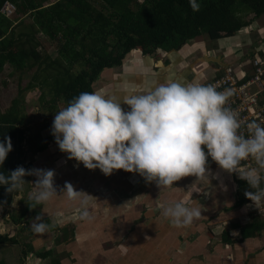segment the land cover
<instances>
[{
  "label": "clouds",
  "instance_id": "1",
  "mask_svg": "<svg viewBox=\"0 0 264 264\" xmlns=\"http://www.w3.org/2000/svg\"><path fill=\"white\" fill-rule=\"evenodd\" d=\"M189 5L194 12L200 10L197 0H189ZM232 94L230 89L218 91L212 85L178 80L144 93L81 92L55 113L51 131L60 151L86 169H99L105 176L118 170L138 173L160 189L188 176L206 178L211 157L221 169L237 173L247 182L253 191L244 195L260 210L264 206L260 171L264 170V126L252 121L246 126L247 135L242 133L238 115L227 106ZM11 151V139L5 136L0 141V164ZM249 158L258 168L240 170V163ZM30 175L37 177L31 183L34 189L28 204L35 209L57 195L54 170L18 166L8 176L0 173V185L11 195L23 191L28 183L24 178ZM61 193L69 200H80L82 218H90L87 206L92 196L77 191L69 182ZM202 211L189 202L177 201L162 206L161 215L174 227L183 228L200 219ZM30 227L42 235L53 225L38 213Z\"/></svg>",
  "mask_w": 264,
  "mask_h": 264
},
{
  "label": "trees",
  "instance_id": "2",
  "mask_svg": "<svg viewBox=\"0 0 264 264\" xmlns=\"http://www.w3.org/2000/svg\"><path fill=\"white\" fill-rule=\"evenodd\" d=\"M6 1L16 6L18 14L31 18V22L29 25L23 20L13 22L14 19L7 20L0 15L3 18L0 20V70L5 64L18 71L34 67L39 70L45 64L48 71L56 66V74L43 81L47 84L52 78L59 84L51 90L52 100L45 101V92L40 90L44 109L53 108L59 101L68 105L81 92H93L101 73L121 66L134 50L150 55L159 49L177 51L188 41L204 35L212 41L233 37L264 15V0H197L198 12L191 9L189 0H97L100 7L90 0H55L48 6L45 2L49 0H0V8ZM19 28L30 32L17 34ZM38 33L55 43L57 58L44 59L43 52L37 50ZM72 70H76V74H72ZM62 75L65 79L60 80ZM18 106L16 101L13 113L0 118V141L8 136L12 142V151L3 165L0 164V173L5 176L18 166L35 169L34 163L27 161V154L39 153L47 147L44 143L32 148ZM24 179L29 183L35 176ZM234 182L237 186L235 203L229 210L251 203L244 195L245 191H253L247 182L239 179L238 174L234 175ZM5 187L0 185V206L3 207L10 206L18 193L7 194ZM261 187L264 188V179ZM233 226L241 229L244 240L258 237L264 230V217H252L243 226ZM223 238L230 241L227 232L223 233ZM7 240V236L0 234V244ZM39 255L52 256V251ZM57 259L52 260V264H60Z\"/></svg>",
  "mask_w": 264,
  "mask_h": 264
},
{
  "label": "rangeland",
  "instance_id": "3",
  "mask_svg": "<svg viewBox=\"0 0 264 264\" xmlns=\"http://www.w3.org/2000/svg\"><path fill=\"white\" fill-rule=\"evenodd\" d=\"M55 2V0H49L45 3V6H48L49 4ZM92 4H94L96 7H100V3L97 2V0H90ZM17 15L18 18H21L22 15L20 14H13V16ZM250 14L246 16V19L248 18ZM25 21V24L29 25L31 22V18L27 16L22 17ZM255 25V26H254ZM17 34H23L28 33L30 30H25L23 28L17 29ZM24 40L26 38H23ZM36 41L38 42L37 50L40 52H43L44 59H46L47 56H50L52 59H55L58 57L57 48L53 41H51L47 36L43 35L42 33H38L36 35ZM182 49V50H181ZM162 50V49H159ZM157 50L153 54L150 55H144L140 49L132 51L130 54L126 56L121 66H117L112 68L109 71L104 70L103 73L100 75L99 81L94 85L95 89L100 88L104 85V80H109V85L105 86V90L107 91V94L112 90L111 86L114 84L116 88H126L128 87V90H134L133 93L137 92V90H140L141 86H137V84L134 83V78L140 76L139 74H144L146 76V79L151 80L153 78L151 74V70L154 68V63L162 59L163 56H165L166 51L162 50L159 52ZM186 52L190 50V53L187 55L186 63L187 68L185 70L187 75H190V80L188 82L190 83H196V84H203L206 81L212 79L214 77L213 75H205L203 73H198L197 75L194 73L192 68L196 69L198 65L204 64V62L207 64L208 67H211L212 70H216V64L209 62L205 60V56H213L218 57L220 56L222 61H228L232 64H235L238 60V57L240 55H248L251 53H255L258 51L264 50V16H262L259 20H256L253 22V24L244 27L241 31H239L235 36L233 37H224L222 39L212 41L207 36H200L198 38H195L193 40L188 41L184 45L181 46L179 50L176 52ZM162 57V58H161ZM150 60L151 68H144V65H146V61ZM145 61V62H144ZM154 61V62H153ZM152 62V63H151ZM144 63V64H143ZM191 63V65H189ZM127 66V67H126ZM48 67L47 64H45L41 69L38 70V67H34L31 70L23 71V74L16 73L14 76L10 78L13 80L14 90L12 92H9L12 96L15 97V102L18 101L19 104V110L23 113V122L27 124V130H29V136L31 141L32 148H36L37 144L41 145L44 143H49L51 140L54 139V136L52 135V124L54 120L55 113L60 111L61 109L67 107L66 103L64 101H59L56 106H53V108H46L44 109L42 107L43 102L41 99V91L43 90L45 92L44 99L45 101L52 100L53 93L51 90L53 87H56L59 85L54 79L51 78L49 82L43 83L44 79L47 76H51L53 74H56L58 71V68L53 66V68L49 69L48 71H45ZM126 67V69L124 68ZM212 71V72H214ZM72 74H76V70L71 71ZM171 72V71H170ZM170 72L164 71V76H167ZM127 74V77H124L122 75ZM70 75V74H69ZM196 75V77H195ZM195 77V78H194ZM65 79V76L62 75L60 77V80ZM112 79V81H111ZM200 81V82H199ZM120 84H124L123 87H120ZM146 85V84H145ZM24 88V89H23ZM101 89H104V86L101 87ZM3 93V92H2ZM24 94V96H23ZM29 94L31 96L30 103L26 102L24 105V100H26V96ZM110 94V93H109ZM111 94H113L111 92ZM27 104V105H26ZM43 108V109H42ZM53 136V137H49ZM52 144L56 143L55 140H52ZM49 145V144H48ZM65 156V154L63 155ZM68 156V155H67ZM66 157H62V160L65 161ZM61 159H59L60 161ZM74 171L80 172V178L79 184L80 188L82 190L87 189L84 187L86 183L81 176V174H86V172L91 171L95 174L96 180L100 179L98 176H101L103 173L99 169L95 170H89L86 169L82 163L78 164V162L74 160ZM62 165V164H61ZM64 165V164H63ZM77 169H76V168ZM258 168V166H254ZM217 170H215V169ZM210 171L211 179L210 181H206L204 178H200L204 185H201V188H197L196 186H190L188 188V185L183 187L180 185L181 180L177 181L172 187L164 188L169 189L167 192L163 190V188H158L156 184L153 182L147 183L144 178L142 177L140 180L137 176L138 173H129V172H122V175L119 174V171H115L113 179L109 182H107V185L110 186L107 188H103V186H93V182L91 183L90 187L93 189L92 198L90 200V203L88 204L87 208H89V213L91 214L90 221L88 220V240L92 243H98L101 237L104 236L105 241L107 243L105 244L106 248H110L107 250V256L110 260V264H149V260L151 256H149V252H146L141 250V245H144V248L147 246L146 244H149L151 241H153L154 237H158L159 241H166V237H170L173 234L177 236V240L180 238L179 243L183 242V238H190L193 241L192 246H202V238H207L209 243L213 242L217 243L220 242L219 239H221V232H219L220 227L223 225V222L227 221V218L225 217V214L222 212L224 211H232L229 210L235 203V197H236V184L234 182V175L237 173H229L226 170H223L217 165L214 161L208 162L207 164V170ZM70 170V169H69ZM261 175L264 170H260ZM117 173V174H116ZM36 177V176H35ZM82 177V178H81ZM88 177V176H87ZM85 176V178L87 179ZM195 176H188L187 178H193ZM94 178V179H95ZM209 178V177H207ZM95 180V181H96ZM101 181V180H98ZM206 181V182H205ZM83 182V183H82ZM82 183V185H81ZM102 183L104 182L102 179ZM28 184V183H27ZM150 184V185H149ZM149 185V186H148ZM83 186L84 188H82ZM89 188V187H88ZM90 189V188H89ZM190 191H188V190ZM193 189V190H191ZM232 189V190H231ZM141 190V193L138 194V192ZM189 194V199L185 200L187 197L185 194ZM200 195L201 201L205 199V202L201 204L204 208H202V217L198 220H195L194 223L188 227L183 228H177L174 227L170 221L166 218H164L161 215V208L164 205H167L169 203L177 202V201H186L190 203V206L198 205L197 203L193 202L196 201L194 196H196L195 192ZM102 192H106V194H110L108 196H111L109 200H112V205L116 204V207H120L122 213H119L117 210H115L116 213H113V210H110L112 212L107 213V204L104 205L103 203H98V200H100L104 194ZM168 192H177L176 193V200L175 201H166L163 197V194ZM171 193V194H172ZM178 193L182 194L179 195ZM137 195L138 197L136 198ZM233 195V196H232ZM157 198V199H156ZM96 199V200H94ZM223 199H227V201H222ZM233 199V200H232ZM232 200V203H231ZM97 202V203H96ZM93 203H96V206L92 205ZM110 203V202H109ZM98 204V205H97ZM220 205V207H219ZM248 205V204H247ZM249 207H243L240 209H235L240 212L238 217H235L232 221H239L241 223L248 222L252 217H264V206L261 207V209H257L254 205L249 203ZM82 203H79V209H74V211H78L77 213L79 215L82 214L81 207ZM111 209V208H110ZM154 210L153 216H150V211ZM223 209V210H221ZM221 210V211H220ZM81 212V213H80ZM79 215L77 218H79ZM104 215H106L104 218ZM151 217L157 221V224L153 223L152 225L155 226L153 229L150 228V224L147 221L151 219ZM78 220V219H77ZM90 222V223H89ZM92 222V223H91ZM228 222V221H227ZM231 222V221H230ZM199 225V226H198ZM142 227L143 230L136 233L135 236L134 231L138 229V227ZM191 226H198L197 230H199L200 233L197 234H189L183 233L185 230L188 231V229ZM149 228V229H147ZM151 229V234L150 230ZM147 231H149L147 233ZM162 231L159 234H155V232ZM174 231V232H172ZM67 232V233H66ZM68 232H72V230L66 229L65 233L69 236ZM171 232V233H170ZM177 232H180V235H177ZM215 232V233H214ZM202 233V234H201ZM155 234V235H154ZM205 234V236H204ZM190 236V237H189ZM135 240H139V246L138 248L134 247ZM204 241V240H203ZM260 246L257 247V249L253 252V254L250 256L251 258H258L259 255L264 259V232L261 233L259 236ZM187 244V243H186ZM184 245L185 248L188 249L189 245ZM192 248V247H191ZM171 257L174 258V256H177L178 259H181L183 256V250L180 251H170ZM105 253V251H104ZM55 255L54 257H56ZM197 257V255H195ZM246 258L245 264L247 262ZM56 260V259H52ZM182 262V261H181ZM180 262V263H181ZM167 263V262H166ZM264 264V262H263Z\"/></svg>",
  "mask_w": 264,
  "mask_h": 264
},
{
  "label": "crops",
  "instance_id": "4",
  "mask_svg": "<svg viewBox=\"0 0 264 264\" xmlns=\"http://www.w3.org/2000/svg\"><path fill=\"white\" fill-rule=\"evenodd\" d=\"M14 14H17V12H15ZM22 17L18 18L17 15L15 16L12 15L11 17L8 18L6 17V18L7 20L13 21L14 19L13 22H18L20 20H23ZM0 20H3V18L0 17ZM160 51L162 50H159V52ZM189 53L190 50L181 53L176 51L166 52L165 53L166 55L163 56V58L161 57L162 59H159L154 63V68L153 70H151V74L153 75L152 76L153 78H151V80L149 79L147 80L146 76H144V74L142 73L139 74L140 76L134 78L135 79L134 83L137 84V86L143 87L140 90H137V92L144 93L150 90L151 88L158 86L161 83L169 82L172 80L188 82L190 80L189 79L190 75L186 74L187 70L185 69L187 68L188 65L186 63L187 62L186 59ZM145 63L146 65H144V68H151L150 60L146 61ZM189 65H191V63ZM126 67L124 68L126 69ZM111 69H105V70L109 71ZM27 70H31V69H24L22 71H18L15 70L13 67H11L9 64H5L3 69L0 70V118L3 116L7 117L11 113H13V107L16 99L14 96L9 94V92H12V90H14L12 89L14 88L12 82L13 80H11L10 82V78L14 76L16 73L23 74V71H27ZM192 70L196 75L198 73H203L207 76L209 75V73L210 75H213L215 73V71L212 70L211 67H208L205 62L204 64L198 65L196 69L192 68ZM196 70L198 73L196 72ZM164 71H168V72L171 71V72L167 76H164L163 75ZM122 76L127 77V74ZM98 81H96L94 85H96ZM109 83H110L109 80L107 79L104 80L103 90L101 89V87L103 86H101L98 89H95L93 85V92L101 91L107 93V91L105 90V86H108ZM123 85L124 84L122 85L120 84V87H123ZM111 88L112 90H110L109 92L110 94L111 92L113 94H125V93L134 92V90L132 89L128 90L129 89L128 87L123 89L120 88L118 89L114 84H112ZM30 97L31 96H29V94L26 96V100H24L23 102L24 105L26 102L30 103L31 100L28 99ZM122 107L126 111L130 110L127 105L122 104ZM19 114L21 116L23 115L21 110H19ZM22 125L26 126L27 128L26 123ZM27 134L29 135V130L27 131ZM49 137H53V136H49ZM50 140L51 141L48 143L49 145L47 144L46 149H44L39 153L29 152L26 158L28 162L32 161L34 163L35 169H46V170L51 169L55 171L54 186L57 189V195L52 197L48 202L44 203L43 205L37 206L35 209H30L28 206V204L30 203L29 195L34 189V185L31 183L36 181L37 177H35L33 181L24 185L23 191H19L16 195H14L13 203L10 206L7 207L0 206V234L3 236H7L8 238L6 242L0 244V264H52V259H57V258H59L60 264H110V260L108 259L106 253L107 250L110 248L108 247L106 248L105 244L107 243V241H105L104 236L101 237L102 239H100L98 243L95 242L92 243L91 241L88 240L89 227L87 225L88 224L87 221L88 220L90 221L91 214L89 213L90 218L88 219L82 218V216L77 213L78 211H74V209H79V203H81V201L69 200L66 196V193H61V189H63L65 182H69L73 185V187L77 191H83L85 195L88 194L92 196V194L94 193L92 187H90L91 183L93 182L94 187L96 185L100 187L103 186V188H107V187L110 188L111 184L108 186L107 182L113 179L115 173H113L111 176H105L104 174L98 176L100 178L98 180L101 181L96 180L95 174L91 171L89 172L87 171L85 175L81 174L85 183L87 180L86 185H84V187H86L87 189L81 186L82 188H84V190H82L80 188V184H79L80 182L78 179L80 178L79 177L80 172L73 170L74 168L73 166L75 164L74 159H68L67 154L61 152L56 143H53V145L51 146L53 142L52 140H55V138ZM64 154L65 156H63ZM66 156L67 158L65 159V161L62 160V157H66ZM59 159L61 160L59 161ZM118 171H119L118 176L119 174L122 175V172L124 173V170H118ZM210 171L211 170L209 169L207 170V177L209 178L207 177L204 178L206 179V181L212 180L210 176ZM85 176L86 177L88 176L87 179L85 178ZM137 176L139 177L138 178L139 180L142 178L139 174ZM102 179L104 182L106 181L104 185L102 183ZM175 183L176 182H174V184ZM181 183L182 184L180 185L182 187L183 185L184 186L188 185V188L190 186H196L197 188H201V185H204V182L197 177H193V178L184 177L181 179ZM163 190L167 192L169 189L165 190L163 188ZM188 191L185 194V196L187 197L185 200L189 199ZM194 192L196 193V191ZM102 193H104L101 194V196L103 195V197L100 200H98V203H103L104 205H106L105 203H108L106 205L107 206L106 215L112 212L110 210H113V213H116L115 210L117 209L119 213H122L121 208L116 207V204L112 205L113 201L109 200V198L112 195L108 196L110 194L107 195L106 192H102ZM140 193L141 190L138 192V194ZM171 193L172 192L163 194V197L166 201L176 200L177 192H174L172 194ZM178 194L182 196V194L180 193ZM195 195L196 196H194V198L196 201L193 200V202L197 203L198 205H194L193 207H200L201 209L204 208L203 206H201V204L203 203V201L205 202L206 198H204V200L201 201L202 196L200 197V195H198L197 193ZM135 196L136 198L138 197L137 195ZM224 200L227 201V199H223L222 201ZM96 203H93L92 205L96 206ZM248 206L250 205L248 204ZM83 210H84V206L81 207V211ZM87 210L89 212V208H87ZM222 212L225 214V217L227 218L228 222L227 221L223 222V225L220 227L219 230V232H221V239H219L220 242L212 244L213 242L209 243L208 241L210 240H208L207 238L204 239L202 238V246L196 247L195 245L192 246L193 241L190 238H183L182 243L184 244H181L179 243L180 238L177 240L178 237L175 236V234H173L170 237L169 236L166 237L165 242L163 241L160 242L158 239L159 236H157L154 237L153 241H151L149 244H146L147 246L145 248L144 245H141L140 247L141 250L145 251V253L149 252V256H151L149 257L150 258L149 264H245L247 257L249 258L247 259L246 264H263L264 259L260 255L258 258L250 257L253 254V252L257 249V247L260 246L261 244L260 241H258L259 236L261 234L258 237L248 238L245 240L242 239L241 229L234 227L233 224H241L243 226L246 222L243 224L237 220L232 221L234 220L235 217H238L237 215L240 214L238 213L240 211L223 210ZM38 213L44 215L46 222L53 225L50 231L42 235L33 233L30 227V224L32 223V218H34ZM154 213L155 212L152 209L150 211L149 217L153 216ZM78 215L79 218H77ZM106 215H104V218H106L105 217ZM15 220H17L18 222H16ZM147 222L151 223L150 228L152 229L155 227L152 224L153 223L157 224V221L154 220L152 217ZM198 226H191L188 229V231L185 230L183 233H187V232L189 234L200 233L199 230H197ZM66 229L72 230V232H68V234L70 233L69 236L66 235L67 232L65 233ZM141 230L143 229L142 227L139 226L138 229L134 231L133 235L135 236V234L140 232ZM149 231L151 234V229ZM149 231H147V233ZM161 232L162 231L155 232V234H159ZM224 232H227L229 234L230 241H224L223 238ZM177 235H180V232H177ZM134 244H135L134 247L138 248L139 242L135 240ZM185 244L189 245L188 249L185 248L184 246ZM24 249L26 250L25 253H24ZM173 250L174 251L183 250L182 258L178 259L177 256H174V258H172L171 257L172 253L170 251ZM46 251H52V256L49 255L43 257L42 255H39V253H43ZM55 255L57 256L54 257ZM195 255H197V257H195Z\"/></svg>",
  "mask_w": 264,
  "mask_h": 264
},
{
  "label": "built area",
  "instance_id": "5",
  "mask_svg": "<svg viewBox=\"0 0 264 264\" xmlns=\"http://www.w3.org/2000/svg\"><path fill=\"white\" fill-rule=\"evenodd\" d=\"M16 10L13 3L5 2L0 8V14L8 18ZM251 54L240 55L235 64L223 61L226 65H216L214 77L201 84L212 85L218 91L225 89L232 91L227 106L238 115L241 122L240 131L245 135H247L246 126L252 121L264 126V50ZM211 161L209 157L208 162ZM254 166L258 165L251 158L242 161L239 165L242 171Z\"/></svg>",
  "mask_w": 264,
  "mask_h": 264
},
{
  "label": "water",
  "instance_id": "6",
  "mask_svg": "<svg viewBox=\"0 0 264 264\" xmlns=\"http://www.w3.org/2000/svg\"><path fill=\"white\" fill-rule=\"evenodd\" d=\"M205 60L215 63V64H219V65H226L220 56L218 57H213V56H205Z\"/></svg>",
  "mask_w": 264,
  "mask_h": 264
},
{
  "label": "bare ground",
  "instance_id": "7",
  "mask_svg": "<svg viewBox=\"0 0 264 264\" xmlns=\"http://www.w3.org/2000/svg\"><path fill=\"white\" fill-rule=\"evenodd\" d=\"M255 26V25H254Z\"/></svg>",
  "mask_w": 264,
  "mask_h": 264
}]
</instances>
